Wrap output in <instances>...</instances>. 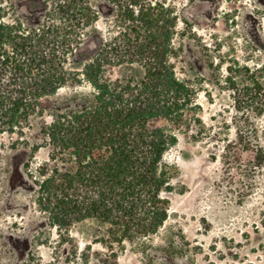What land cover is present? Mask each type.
I'll return each instance as SVG.
<instances>
[{
    "label": "trees",
    "instance_id": "16d2710c",
    "mask_svg": "<svg viewBox=\"0 0 264 264\" xmlns=\"http://www.w3.org/2000/svg\"><path fill=\"white\" fill-rule=\"evenodd\" d=\"M78 1L41 0L46 22L40 28L0 20V133L9 135L13 157L24 155L13 173L30 183L33 203L55 229L59 248L71 244L75 223L91 219L106 226L108 248L126 241L144 247L168 219L174 168L164 155L187 120L201 123L198 87L178 75L170 26L176 18L163 6L133 9L137 0H110L118 5V35L106 52L91 54L84 29L49 24L56 17L89 27L96 13ZM123 64L135 69L114 79L109 67ZM84 86L87 93L80 91ZM66 88L74 94L42 106ZM243 95L250 106L263 107L260 84L247 85ZM46 113L49 121L28 136L32 119ZM254 138H239L249 171L264 164V149ZM41 149L47 158L34 163ZM240 157H225L224 164H240Z\"/></svg>",
    "mask_w": 264,
    "mask_h": 264
},
{
    "label": "rangeland",
    "instance_id": "374dc122",
    "mask_svg": "<svg viewBox=\"0 0 264 264\" xmlns=\"http://www.w3.org/2000/svg\"><path fill=\"white\" fill-rule=\"evenodd\" d=\"M39 2L0 0V20L40 28L46 19ZM155 3L176 18L170 26L175 27L177 72L198 87L201 121L187 120L177 132V144L164 155L174 168L168 219L144 247L126 241L108 248L106 226L91 219L75 223L69 230L71 244L59 248L55 229L47 227V216L33 203L30 183L13 173L24 155L13 157L9 135L0 133V264H65L67 258L68 264H264V164L247 170L239 141L256 134L253 141L264 149V104L250 106L243 95L255 81L264 101V0H137L133 9L147 10ZM78 4L96 13L89 27L56 17L49 24L80 27L91 54L106 52L118 35V5L110 0ZM134 69L109 67L118 80ZM80 91L87 93L89 87ZM73 94L63 89L42 106L52 107ZM47 121L48 113L32 119L27 135L35 136ZM47 155L41 149L33 162ZM239 155L240 164H224L225 157Z\"/></svg>",
    "mask_w": 264,
    "mask_h": 264
}]
</instances>
